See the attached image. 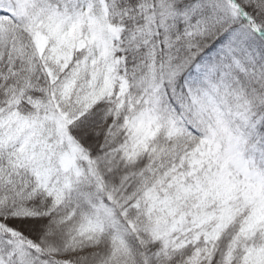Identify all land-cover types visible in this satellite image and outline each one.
<instances>
[{
	"label": "snow or ice",
	"instance_id": "1",
	"mask_svg": "<svg viewBox=\"0 0 264 264\" xmlns=\"http://www.w3.org/2000/svg\"><path fill=\"white\" fill-rule=\"evenodd\" d=\"M0 264H264V0H0Z\"/></svg>",
	"mask_w": 264,
	"mask_h": 264
}]
</instances>
